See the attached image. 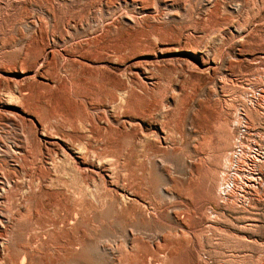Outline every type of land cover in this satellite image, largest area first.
Masks as SVG:
<instances>
[{"label": "rangeland", "instance_id": "1", "mask_svg": "<svg viewBox=\"0 0 264 264\" xmlns=\"http://www.w3.org/2000/svg\"><path fill=\"white\" fill-rule=\"evenodd\" d=\"M0 255L264 264V0H0Z\"/></svg>", "mask_w": 264, "mask_h": 264}, {"label": "bare ground", "instance_id": "2", "mask_svg": "<svg viewBox=\"0 0 264 264\" xmlns=\"http://www.w3.org/2000/svg\"><path fill=\"white\" fill-rule=\"evenodd\" d=\"M84 58V57H83ZM143 109V108H142ZM147 109V108H146ZM146 115V114H145ZM142 117V116H141ZM169 132V131H168ZM132 138V137H131ZM157 139V138H156ZM159 139V138H158ZM141 142V141H140ZM175 145V144H174ZM134 151V150H133ZM28 160H29V158H28ZM139 188H140V186H139ZM144 191V190H143ZM140 192V191H139ZM174 218H176L177 220H178V217L174 214ZM65 223V222H64ZM66 225V224H65ZM164 239V238H163ZM66 241V240H65ZM167 243V242H166ZM158 244H160L159 242H158ZM159 246V245H158ZM162 246V245H161ZM160 246V247H161ZM72 247V246H71ZM6 248V247H5ZM165 248V247H164ZM4 249V248H3ZM158 249H160V248H158ZM7 251V250H6ZM157 254V253H156ZM161 254H163V253H161ZM5 255V254H4ZM154 255V254H153ZM198 255V254H197ZM150 257V256H149ZM155 258V257H154ZM157 258V257H156ZM7 259V258H6ZM0 260H2L1 259V255H0ZM5 261V260H4ZM157 261V260H156ZM1 263V262H0Z\"/></svg>", "mask_w": 264, "mask_h": 264}]
</instances>
